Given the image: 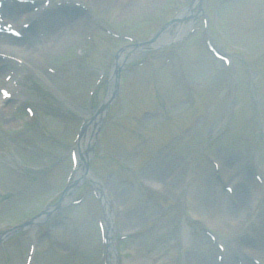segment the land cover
Instances as JSON below:
<instances>
[{
    "label": "rangeland",
    "instance_id": "obj_1",
    "mask_svg": "<svg viewBox=\"0 0 264 264\" xmlns=\"http://www.w3.org/2000/svg\"><path fill=\"white\" fill-rule=\"evenodd\" d=\"M86 1L83 4L84 16L88 18L86 28L66 36L62 50H47L38 61L19 64L18 84L22 97L19 101L12 100L15 101L13 110L16 109L12 120L16 126L11 127L0 117V234L10 238L0 246V264H30L28 256L33 254L35 260L31 264H107L109 247L103 243V237L107 234L108 216L104 214L101 200L92 191L89 182L93 178L101 179L111 197L115 253L120 264L132 261L170 264L167 259L174 251V263L206 264L209 256L215 259L217 248L211 244L212 236L229 247L232 257L234 250H242L241 243L235 246V237L242 232L241 223L245 217L239 219L238 214L232 215L237 220L233 228L218 227L205 221L197 223L194 204L198 199L194 196L198 194L201 179L207 176L213 182L211 174L208 175L213 171L208 158L225 160L235 153L239 158L243 156V144L230 147V140L253 129L255 124L259 130L256 128L250 133L259 140L257 160L264 173V25L260 26L264 21V0H238L235 4L232 1L233 4L220 6L218 3L222 0L203 1L209 3L206 8L210 13V25L214 23L217 11L221 29L224 28V37L212 29L216 33L213 41L217 48L223 52L236 50L242 55L238 67L243 75L233 126H229L228 119L221 120L220 117L225 116L221 113L226 110V91L232 82L234 62L225 68L211 52H207L205 15L199 14L185 20L186 24L194 23L190 37L182 40L179 37L165 45L143 49L138 56L125 62L130 66L122 71L123 89L121 86L119 96L114 102L111 98L104 107L100 119L109 122L98 131L96 140L90 139L89 156L86 155V161L82 162L86 175L92 177L83 179L76 188L69 190L70 204L60 210L64 204L57 200L73 172L70 155L78 148L76 141L81 124L88 118L90 121L94 109L104 102L112 86L113 53L125 44L150 43L148 38L153 33L156 35L167 21H172L190 0H146V8L136 5L129 11H125L129 0H125L127 3L106 0L99 4ZM118 2L124 5L117 7ZM198 10L201 13L195 6V11ZM170 33L177 35L176 27ZM130 35L136 40L131 41ZM71 38L74 39L70 43ZM94 40L97 45H93ZM178 40L187 44L178 47ZM176 48L183 54L181 63L176 62L177 52L171 51L167 56ZM143 58L147 59L143 66L140 63L133 67L132 64ZM153 63L156 65L154 73ZM157 64L162 65L161 69ZM251 65L254 69L248 68ZM248 71H252L250 81ZM182 74L189 78L195 95V102L190 107L188 102L182 103L189 94L179 82ZM252 83L258 84L257 95L261 97L260 118L253 106L256 90ZM161 106L174 117L163 119V113L156 111ZM26 119L29 123L34 121L30 124L32 128L27 122L22 123ZM22 126L24 130L13 131ZM86 126L83 136L93 135V126L88 123ZM225 128H232V131L224 140L206 139V135L214 136ZM135 130L141 136H137ZM178 134L183 139L175 142L172 150L163 153L171 138ZM50 136L55 141L49 142ZM143 138L146 143L140 145ZM205 139L208 147L200 156L197 149ZM136 145L141 147L137 148L139 151L135 150ZM134 150L136 154L132 155ZM181 158L185 161L186 171L192 167L197 170L191 179L185 174L176 175L174 171L177 159ZM26 163L42 167L34 171L25 166ZM169 171L173 173L170 177ZM144 191L151 192L148 193L151 196H146ZM224 195L226 192L222 196L218 193L212 206L220 213ZM46 203H52L51 206L60 203L57 208L52 207L59 210L36 225L33 234L30 226L17 235L14 231L21 229L3 234L5 228L39 213ZM182 230L184 241L179 239V243L176 238H180ZM121 237L124 239L118 241ZM32 239L36 245L33 252Z\"/></svg>",
    "mask_w": 264,
    "mask_h": 264
},
{
    "label": "bare ground",
    "instance_id": "obj_2",
    "mask_svg": "<svg viewBox=\"0 0 264 264\" xmlns=\"http://www.w3.org/2000/svg\"><path fill=\"white\" fill-rule=\"evenodd\" d=\"M79 1V0H77ZM82 1H86V0H82ZM106 0H92V2L99 4L102 2H105ZM118 1V0H117ZM146 0H129L128 1V5L129 7H127V9H125V11H129L132 10L136 5H138V7H145V2ZM149 1V0H148ZM198 0H195V3L193 4V6L195 4H197ZM6 2H8V4H5L6 6L2 7L3 10L7 11L8 9V5L11 4L10 0H6ZM53 2V1H52ZM122 2L127 3V1L122 0ZM122 2H118V4H116L117 7L123 6L124 3ZM93 3V4H94ZM123 4V5H122ZM95 5V4H94ZM44 3L39 7V11H37L34 16H31V18L27 19V15H25L23 13V15H18V16H12L14 15L13 12H10V9L7 14V17L5 18L6 21L8 22H15V24L21 29L22 33L27 34V30H25V24L27 23H31V21L34 22L35 25L40 24V26L44 27L46 29H41L42 31H44V36H42V42H39L38 45H32L33 41H36L34 38L30 39L28 42H20L18 41L17 38L15 37H10L8 35H6L5 30L1 31L3 32L2 35H0V89H2L3 91H5V93H3V91L0 92V117L3 118V120L9 122L8 125H10L11 127H15L16 123L13 122L12 120V114L14 112L13 110V104L15 103V101L11 100H17L19 101L20 97H22V95L19 92L20 87H16L15 83H18V76H19V69H20V62L17 61L18 59L21 60L24 63H30V61H38L40 57H42V54L46 53L47 50H55L54 48H59L60 50H62V46L63 44L66 42V36H69L70 34L72 35L73 33H77L79 28L76 25L73 24H64L62 25L59 29L55 30V31H51L52 29H49L48 25H51L52 23H55L57 21H59L60 19H64L65 17L63 15L60 16H54L53 14L50 15H46L49 14L50 8L46 9L45 11L44 9ZM18 5L17 3L15 4H11L9 8H17ZM52 7V4L51 6ZM6 12V13H7ZM46 13V14H45ZM193 9L192 7H188L183 11H180V13L177 16V20L175 22V24H173V22L170 24V27H167L166 31L164 30L163 33L160 35L159 38L155 39L152 43L149 44L150 46H158L160 45L162 42L164 41H170L173 39V37L170 36V29L172 26L176 27L177 29V33L178 36L180 34H184L187 30H188V26H186L184 23V20H188V18H191V15L193 14ZM33 14V13H32ZM57 14V13H54ZM25 15V16H24ZM11 16V17H8ZM65 21H69V19H64ZM68 23V22H66ZM4 24V23H3ZM6 25V24H4ZM5 34V35H4ZM74 38L70 39V43ZM37 43V42H36ZM144 48L147 47V45L145 44H141L139 46V48ZM132 48V47H131ZM137 48H133L132 50L130 48H126L124 50L121 51V53L119 54L118 57V61L117 64H121L123 60L131 58L133 55H137L138 53ZM48 52V51H47ZM133 54V55H132ZM116 64V65H117ZM10 93L11 97L9 100H7V96L6 94ZM22 93V91H21ZM107 100V99H106ZM9 102L11 104H9ZM100 112V111H99ZM97 110L95 111L94 115L95 116L93 118V121L91 123H94L95 121H97L102 115L101 113H99ZM90 135L89 133L86 134V138H84L81 143L79 144L80 146V152L81 154H86L87 151L90 149ZM236 159V158H234ZM235 161V160H234ZM221 168L222 170H226L225 167L222 166L221 163ZM229 168H227L228 170ZM248 173V172H246ZM78 177L80 179H83L85 177H87V175L84 174V171L82 169H78ZM244 173H242V169L240 174L236 173L235 175V181H234V185L236 187V193L238 194H234V197H225V203L222 206V213H220L219 211H215L213 206V203L215 202V200H217V195L218 193L221 191L220 188L215 187L212 183H210V179H201L199 183V190H198V194L195 195L194 197H196V199H198L197 201H195L196 203L194 204V208L195 211H197V213L194 212V216L196 218H200L203 219L206 223H211L212 225L218 226L222 225V226H226V228H233L234 223L237 221L235 220L232 215L234 216L235 214H238V218H243V215H241L240 212V207L241 206H245L247 204H255V201L257 200V198L259 196H256L258 190L256 188H260V186L250 189L249 193L247 194V196L245 197H241V195H243V193L241 192V185H243L244 182ZM209 183L207 186L206 184ZM205 184V185H204ZM205 186L207 188H205ZM194 187V186H192ZM191 187V191H193ZM70 196L66 195L65 198V202H68ZM231 208L233 209V211L231 210ZM52 209L49 210V212ZM45 216H41V218L38 219V222L41 221L42 219H44ZM259 219L256 222H253L251 226L252 229L250 230V232H253L257 234L258 237L255 236H251L253 233H250L249 237H245L244 239H240L235 246H237V244L241 243L243 247H246L248 250L251 249L252 251H254L255 253L259 254V252H264V233H263V226H259L260 224H262L263 218L260 220ZM258 223V224H257ZM241 225H243V223H241ZM33 227V226H32ZM256 227V228H255ZM258 238V239H257ZM257 239V240H256ZM259 242L257 245L255 242ZM112 242V241H111ZM232 247L234 246L233 244H230ZM234 246V247H235ZM188 248H190V246L188 245ZM191 253V252H190ZM189 253V254H190ZM264 257V256H263ZM189 258H191V256L189 255ZM208 261L206 262V264H216L217 260L216 257H214L215 259L213 260V258L211 256L208 257ZM168 263L171 262L172 257L167 259ZM111 264H118V262H116V256L114 258H112L110 260ZM232 261H230L229 264H231ZM235 262H233L234 264ZM126 264H137V262L132 261ZM138 264H140V261L138 262ZM147 264H149V262H147ZM202 264V263H201Z\"/></svg>",
    "mask_w": 264,
    "mask_h": 264
}]
</instances>
